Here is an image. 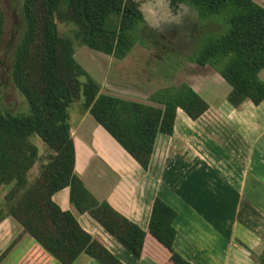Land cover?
Instances as JSON below:
<instances>
[{
    "label": "trees",
    "instance_id": "obj_1",
    "mask_svg": "<svg viewBox=\"0 0 264 264\" xmlns=\"http://www.w3.org/2000/svg\"><path fill=\"white\" fill-rule=\"evenodd\" d=\"M176 13L187 6L200 20L220 16L227 24L220 35L208 37L191 62L209 65L231 90L226 101L238 107L245 99L255 106L264 100V8L252 0H167ZM24 30L16 47L11 80L28 105L27 113H11L0 104V188L6 213L22 231L0 255L6 257L22 234L36 243L20 264H75L84 255L99 264H123L101 242L87 233L75 216L52 199L69 189V202L86 213L134 259H140L146 232L105 201L99 202L74 173V144L68 109L82 101L84 110L144 170L149 169L156 138L172 136L176 109L191 120L200 118L208 104L187 84L156 90L139 103L100 92L74 58V41L93 51L124 59L143 38L157 34L147 26L135 0H23ZM58 23L71 25L73 35H60ZM150 32V33H148ZM3 15L0 11V39ZM33 135L49 153L37 175L29 172L38 162ZM176 212L155 198L148 233L169 253V264H192L174 249ZM259 264H264V248Z\"/></svg>",
    "mask_w": 264,
    "mask_h": 264
},
{
    "label": "crops",
    "instance_id": "obj_2",
    "mask_svg": "<svg viewBox=\"0 0 264 264\" xmlns=\"http://www.w3.org/2000/svg\"><path fill=\"white\" fill-rule=\"evenodd\" d=\"M135 1L147 26L154 30L183 15L198 18L187 6L173 13L167 0ZM252 1L264 8V0ZM180 67L170 76L180 81L167 86L187 84L209 108L197 120L176 109L173 134L156 138L147 171L82 105L68 109L74 173L96 200L105 201L147 233L140 259H134L89 215L79 214L69 202L68 188L52 199L123 264H169L170 253L147 231L155 198L176 212L174 249L185 260L192 264H254L252 250L264 242V100L255 106L245 99L232 107L226 101L231 87L212 67L188 61ZM135 74L129 73L127 80L110 76L104 81L108 91L99 80L100 92L158 106L148 102V97L167 86L152 88L150 82L140 81ZM258 76L264 82V68ZM215 90L221 92L220 96ZM21 231L12 218L0 219V255ZM35 245L29 235L22 234L0 264H20ZM49 264L59 263L51 260ZM75 264L99 263L82 255Z\"/></svg>",
    "mask_w": 264,
    "mask_h": 264
},
{
    "label": "rangeland",
    "instance_id": "obj_3",
    "mask_svg": "<svg viewBox=\"0 0 264 264\" xmlns=\"http://www.w3.org/2000/svg\"><path fill=\"white\" fill-rule=\"evenodd\" d=\"M22 5L23 0H0V11L3 15V33L0 39V104L11 113H27L28 111L27 103L11 80L14 53L24 30ZM145 11L148 12L146 4ZM182 17L175 21L171 20L168 25H158L156 30L151 27L157 34L148 32L152 40L148 42L143 39L144 37L141 38L124 60L122 59L123 61L106 55H98L100 53L81 46L76 41H74V58L93 79L103 83L104 91H108L104 83L110 76L114 75L127 80L129 73L135 72V76L138 79L141 78L140 81L143 79L147 83L150 82L152 88L157 85L166 87L172 83L176 84L180 80L174 76L173 80L171 77L178 71L177 69L180 66L185 67L187 61L194 58L208 37L220 35L227 29V24L223 25L219 22L220 16L206 20L195 19L192 15ZM149 22L154 24L152 20ZM58 30L60 35L72 38L73 27L71 25L58 23ZM168 77H170L169 80ZM165 82L167 84L164 86ZM215 91L217 96H220L221 92ZM202 95L205 96V93ZM75 104L82 105V101L79 100ZM29 140L37 146L39 154L38 162L29 172V180L32 181L41 164L46 161L49 150L38 136L33 135ZM5 193L6 190L0 188L1 214L6 213L3 201ZM263 246L264 242H259L256 249L252 250L251 260L254 264H259L258 254Z\"/></svg>",
    "mask_w": 264,
    "mask_h": 264
}]
</instances>
